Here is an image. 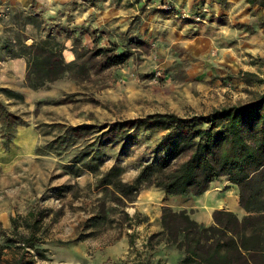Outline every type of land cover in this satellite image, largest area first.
<instances>
[{
	"label": "rangeland",
	"instance_id": "1",
	"mask_svg": "<svg viewBox=\"0 0 264 264\" xmlns=\"http://www.w3.org/2000/svg\"><path fill=\"white\" fill-rule=\"evenodd\" d=\"M53 1L24 6L0 1V101L24 121L14 126L7 148L0 140V225L9 232L16 219L18 230L27 232L21 216L46 208L41 221L48 233L34 264H135L152 249L144 247V234L134 231L144 217L136 211L140 221L122 228L120 210L132 211L138 193L118 207L83 163L93 155L100 170L117 165L122 179L130 180L150 158L161 131L139 130L127 140L118 129L107 130L117 121L154 111L207 112L248 99L249 90H263L264 81L246 85L239 76L251 61L252 71L264 79V56L246 50H262L264 40H246L244 33L262 16L248 23L231 18L233 7L256 14L246 0L233 6L232 0ZM47 34L60 42L68 67L32 88L24 80L25 57L13 53ZM100 47L127 58L103 66L96 54ZM1 116L0 110V121ZM59 208L52 220L50 210ZM129 231L133 244L112 252ZM98 253L103 258L90 262Z\"/></svg>",
	"mask_w": 264,
	"mask_h": 264
},
{
	"label": "trees",
	"instance_id": "2",
	"mask_svg": "<svg viewBox=\"0 0 264 264\" xmlns=\"http://www.w3.org/2000/svg\"><path fill=\"white\" fill-rule=\"evenodd\" d=\"M246 1L264 6V0ZM255 24L256 27L264 25V15ZM96 54L104 58L103 66L127 58L125 52L115 53L106 47L98 48ZM13 56L25 57L24 80L32 88L45 86L62 76L68 67L60 42L49 34L33 39L28 45L22 44L20 52ZM239 76L246 85L264 81L255 71L240 70ZM249 92L251 96L244 101L214 106L207 112L154 111L117 121L107 130L118 129L125 133L127 140L135 138L139 130L161 131L151 148L150 158L130 180L122 179V170L117 165L100 170V162L93 155H89L90 163H83L95 177L96 185L106 191L109 189L114 204L120 208L133 201L139 190L147 186L167 194L197 195L220 176L237 185L238 203L245 211L241 217L232 210L218 208L212 212L213 222L206 225L192 219L185 209L174 210L162 205V230L146 238L145 248H153L161 239L176 244L183 250L176 264H264V89ZM0 110V140L7 148L14 126L24 121L2 101ZM85 156L75 159L77 164ZM76 172L72 171L78 175ZM104 211L101 202L100 217L104 216ZM43 212L48 210L35 212L32 209L21 216V225L27 232L18 230L16 219L9 232L0 225L3 239L0 264H34L35 257H42L41 244L48 233V225L44 226L41 221ZM50 214L52 220L57 219L60 208L50 210ZM120 215L121 227L123 223L132 228L140 221L137 212L129 215L121 209ZM132 232H126L130 244L134 242ZM136 258L135 264H149L147 255Z\"/></svg>",
	"mask_w": 264,
	"mask_h": 264
},
{
	"label": "crops",
	"instance_id": "3",
	"mask_svg": "<svg viewBox=\"0 0 264 264\" xmlns=\"http://www.w3.org/2000/svg\"><path fill=\"white\" fill-rule=\"evenodd\" d=\"M0 1H9L10 4L16 3L20 6H24L30 4L32 0H0ZM39 4L48 3L51 5L53 0H36ZM240 0H232L234 3H230L232 6L235 4H239ZM48 5V6H49ZM244 8L248 9L250 4L245 2ZM256 10V14H252L243 11H236L237 8L233 7L234 14L230 15L236 21H246L251 22V20L257 16L264 15V6H259L257 4H253ZM244 33L249 35L246 36V40H264V25L257 26L253 30H244ZM248 46L247 52L249 54H259L260 56H264V48ZM250 58H252L250 56ZM251 63V61H249ZM245 64L248 66L247 70H253L252 64ZM245 69V67H243ZM218 187V188H217ZM132 211L126 210L130 215L134 212H141L144 217L143 220L136 225H134V231L138 234V232H142L146 238L154 232H159L162 230V225L160 222L161 215V207L162 205H168L174 210L185 209L189 216L202 224H210L213 222L212 212L214 209L218 208H226L232 210L237 213V215L242 214L244 209L238 203V187L236 184L229 182L226 178L218 177L213 179L209 187L201 194H167L163 192L161 189L156 188L154 186L143 187L139 190L136 199L132 202ZM143 225V227H138ZM139 228L138 230H136ZM142 228V229H140ZM12 229V226H11ZM129 246V242L127 238H120L118 243L114 244L112 247L113 250L124 249ZM110 247V246H109ZM111 248V247H110ZM114 248V249H113ZM116 252V251H115ZM148 260L149 264H176L180 257L183 255V250L179 248L174 243H168L164 240H159L154 247L148 252ZM102 253L96 254L95 258L90 260V262L98 263V260H101L103 256ZM109 253L105 254V258L109 256Z\"/></svg>",
	"mask_w": 264,
	"mask_h": 264
}]
</instances>
